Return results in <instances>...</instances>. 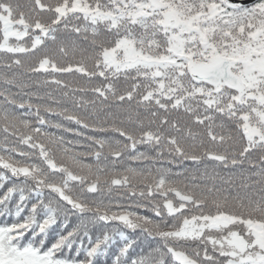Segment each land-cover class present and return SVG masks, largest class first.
Returning a JSON list of instances; mask_svg holds the SVG:
<instances>
[{
  "label": "snow or ice",
  "instance_id": "6c2138e0",
  "mask_svg": "<svg viewBox=\"0 0 264 264\" xmlns=\"http://www.w3.org/2000/svg\"><path fill=\"white\" fill-rule=\"evenodd\" d=\"M0 264H264V0H0Z\"/></svg>",
  "mask_w": 264,
  "mask_h": 264
}]
</instances>
